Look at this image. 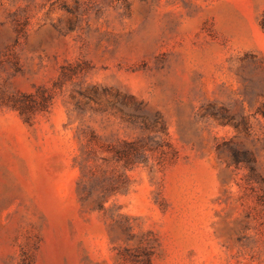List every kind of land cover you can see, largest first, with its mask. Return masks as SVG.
Wrapping results in <instances>:
<instances>
[{"label":"rangeland","instance_id":"1","mask_svg":"<svg viewBox=\"0 0 264 264\" xmlns=\"http://www.w3.org/2000/svg\"><path fill=\"white\" fill-rule=\"evenodd\" d=\"M258 110L264 0H0V264H264Z\"/></svg>","mask_w":264,"mask_h":264},{"label":"trees","instance_id":"2","mask_svg":"<svg viewBox=\"0 0 264 264\" xmlns=\"http://www.w3.org/2000/svg\"><path fill=\"white\" fill-rule=\"evenodd\" d=\"M257 113H260V114L264 117V111H263V110H258ZM221 119H226V120H225L226 123H227V122H230V121L232 120V118H227V117H225V116H221ZM240 124L243 125V126L246 125L244 122H235V127H238Z\"/></svg>","mask_w":264,"mask_h":264}]
</instances>
